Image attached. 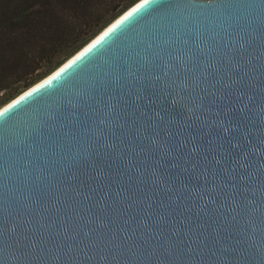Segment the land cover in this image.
I'll list each match as a JSON object with an SVG mask.
<instances>
[{"label":"water","instance_id":"obj_1","mask_svg":"<svg viewBox=\"0 0 264 264\" xmlns=\"http://www.w3.org/2000/svg\"><path fill=\"white\" fill-rule=\"evenodd\" d=\"M0 264H264V0H139L5 104Z\"/></svg>","mask_w":264,"mask_h":264},{"label":"trees","instance_id":"obj_2","mask_svg":"<svg viewBox=\"0 0 264 264\" xmlns=\"http://www.w3.org/2000/svg\"><path fill=\"white\" fill-rule=\"evenodd\" d=\"M139 0H0L7 103L75 55Z\"/></svg>","mask_w":264,"mask_h":264},{"label":"rangeland","instance_id":"obj_3","mask_svg":"<svg viewBox=\"0 0 264 264\" xmlns=\"http://www.w3.org/2000/svg\"><path fill=\"white\" fill-rule=\"evenodd\" d=\"M5 94H6V92L5 91H0V109L5 105V104H7L6 102L4 103L3 102V100H4V98H5Z\"/></svg>","mask_w":264,"mask_h":264},{"label":"clouds","instance_id":"obj_4","mask_svg":"<svg viewBox=\"0 0 264 264\" xmlns=\"http://www.w3.org/2000/svg\"><path fill=\"white\" fill-rule=\"evenodd\" d=\"M149 2V0H144V3L147 4Z\"/></svg>","mask_w":264,"mask_h":264}]
</instances>
